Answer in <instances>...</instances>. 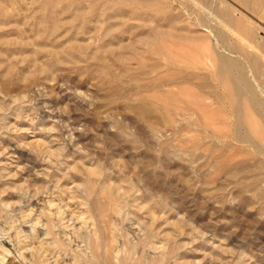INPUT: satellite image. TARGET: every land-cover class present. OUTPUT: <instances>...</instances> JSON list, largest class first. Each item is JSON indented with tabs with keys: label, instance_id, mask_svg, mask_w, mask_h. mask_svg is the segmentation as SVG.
<instances>
[{
	"label": "rangeland",
	"instance_id": "374dc122",
	"mask_svg": "<svg viewBox=\"0 0 264 264\" xmlns=\"http://www.w3.org/2000/svg\"><path fill=\"white\" fill-rule=\"evenodd\" d=\"M135 1L0 0V264H264L260 141L159 51L196 15Z\"/></svg>",
	"mask_w": 264,
	"mask_h": 264
},
{
	"label": "bare ground",
	"instance_id": "6f19581e",
	"mask_svg": "<svg viewBox=\"0 0 264 264\" xmlns=\"http://www.w3.org/2000/svg\"><path fill=\"white\" fill-rule=\"evenodd\" d=\"M230 1L239 7L240 11L243 10L244 14L235 9L234 5L233 7L223 0H150L147 2L145 0L147 6L160 5L164 8L163 11L156 6L169 25H175L180 19L179 15L170 14V10H167L175 11L174 6L196 15V24L203 29V34L193 37L186 33L161 31L159 32V36L162 37L159 51L167 52L166 43L169 40L196 43V50L206 55L211 68L209 73L198 75L200 82L197 88H209L217 105H223L229 109L238 141L249 143L256 138L261 143H255L254 151L264 154V0ZM133 2L137 1L133 0ZM248 16L256 22H253V19L250 20ZM151 33L154 35L153 32ZM188 69L183 67L182 70L185 73L178 69L173 71L167 77V81L172 78L179 80L176 79L177 72L184 73L182 77L184 81L196 80V73H190ZM252 76L255 77L253 80ZM141 111L143 114L146 113L144 109Z\"/></svg>",
	"mask_w": 264,
	"mask_h": 264
}]
</instances>
